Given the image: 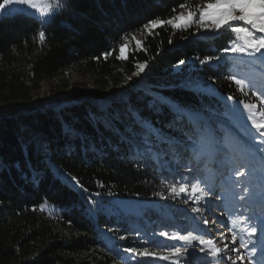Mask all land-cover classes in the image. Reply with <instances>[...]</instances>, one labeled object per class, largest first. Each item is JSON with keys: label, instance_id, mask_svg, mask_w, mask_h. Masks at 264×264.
<instances>
[{"label": "trees", "instance_id": "trees-1", "mask_svg": "<svg viewBox=\"0 0 264 264\" xmlns=\"http://www.w3.org/2000/svg\"><path fill=\"white\" fill-rule=\"evenodd\" d=\"M205 2L59 0L58 12L43 24L31 15L0 12V104L5 109L33 104L42 82L68 71L109 89L125 84L138 65L147 67L146 86L122 100L36 110L18 118L24 131L16 120L0 119V264H120L106 247L104 232L127 237L134 219L119 210L91 212L72 184L91 200L101 194L119 201H150L174 175L158 158L179 155L201 169L199 159L176 137L180 131L195 133L183 113H223L218 98L192 90L202 78L214 80L224 97L244 100L221 65L192 69L225 51L230 39L204 40L192 28H152L150 22L187 9L198 18V6ZM121 44L128 46L127 59L118 58ZM200 129L209 130L205 125ZM123 136L139 146L146 140L156 143L155 153L136 155V145ZM143 209L140 220L148 230L182 231L186 226L179 208L169 207L167 216L162 209Z\"/></svg>", "mask_w": 264, "mask_h": 264}, {"label": "rangeland", "instance_id": "rangeland-1", "mask_svg": "<svg viewBox=\"0 0 264 264\" xmlns=\"http://www.w3.org/2000/svg\"><path fill=\"white\" fill-rule=\"evenodd\" d=\"M48 2L55 6L59 0H48ZM30 11L36 12L35 9ZM1 15L8 14L1 12ZM196 17L194 20L199 19ZM233 23L242 24V22ZM189 28L195 30L196 37L204 40L226 35L230 39L228 49L233 46L246 47L243 39H237L235 34L223 29L215 31L211 26L201 28L195 22ZM262 35L264 34L254 33L252 39ZM134 40L140 41L141 46L138 37ZM128 50L127 48L126 53ZM191 64L195 65L196 62L192 60ZM218 65L223 67L225 77L233 82L244 100L239 102L224 97L212 79L202 78L192 87L194 92L213 96L223 103L221 115L214 112L195 114L201 119L202 124L194 125V136L183 131L177 133V142L184 147V150H189L195 159H199L201 166L199 171L195 169L196 163L189 158L183 159L179 155H170L167 159L158 158L157 163L161 167L168 168V172L174 175L163 181L161 191L150 201L135 199L119 201L111 195L101 194L93 195L94 200H91L89 194L81 190L91 212L94 213L97 209L119 210L134 219V227L130 229L127 237L117 239L113 233L104 232L107 238L106 247L120 264H232V261H235V264H253L250 256L258 250V242H261V233L264 232L261 230L264 227V137L259 135V132H264V128L258 130L255 127V124H264V49L254 52L248 48L243 54L222 51L217 53L215 58H211L210 62H200L198 67L194 66L192 69L199 70L203 66L218 68ZM146 69L145 66L143 71L138 70L125 84L109 89L98 88L91 78H83L68 71L55 79L42 82L31 105H15L14 108L5 109L0 104V119L4 116L9 118L13 116L24 131L25 128L19 123L17 114L28 115L36 110L81 102L104 104L122 100L129 92L146 86ZM232 76L243 80L244 84L237 85L230 78ZM139 124L157 133L148 123L139 120ZM203 124L209 129L208 132L201 131ZM123 139L136 145V155L155 153L156 143L146 140L139 146L131 137L123 136ZM168 143L170 147L174 145V141ZM41 153L46 152L41 151ZM241 172L244 175H240ZM197 182L204 191L209 192V195L201 198L199 203L195 201L203 194L197 192L191 195V185ZM174 183L177 186L188 184L189 194L171 193L170 187ZM143 206L162 209L165 216L169 207L179 208L184 214L183 222L186 226H183L182 231L176 228L169 231L161 229L159 233L148 230L141 223L142 219L140 220L144 213ZM193 208H198L199 211L192 212ZM144 218L147 219L148 215ZM205 220L208 221L207 224L204 223ZM253 226L256 227V233L249 235ZM187 232L214 241L215 246L222 249L220 257H213L209 252V246L199 244L198 240L186 245L183 241L160 235ZM233 232L237 236L235 244L231 240ZM225 243L228 245L226 251ZM173 245L180 249V255L170 250ZM234 248H238L239 251L234 252ZM127 249L133 251H126ZM145 252L148 255H144ZM241 256L243 260L240 259Z\"/></svg>", "mask_w": 264, "mask_h": 264}, {"label": "snow or ice", "instance_id": "snow-or-ice-1", "mask_svg": "<svg viewBox=\"0 0 264 264\" xmlns=\"http://www.w3.org/2000/svg\"><path fill=\"white\" fill-rule=\"evenodd\" d=\"M22 5H27L28 7H20ZM61 5L56 3L55 6L50 4L48 0H0V12L6 14H28L39 20L42 24L48 23L50 19L54 17L56 14V10L59 9ZM179 7L181 9H186V4H180ZM199 7V19L194 20L197 13L187 9L186 11H181L177 15L170 17L168 20H153L150 22L151 27H159L164 24L170 25L173 29H187L192 26L195 22L201 28H206L211 26L213 30L220 31L223 29L224 31L235 34L237 39H243L245 41L246 47L233 46L230 49L226 48L225 51H231L233 53L243 54L247 51L248 48H251L254 52H260L264 49V35L259 36L255 39H252L254 33L264 34V0H206L204 5ZM35 9L36 12L33 13L30 10ZM175 11V9H173ZM233 22H242V24H234ZM147 28L148 25H145ZM41 39L44 37V33H40ZM137 46H140V41H137ZM127 45L121 44L119 46V56L120 59H127ZM111 53L105 54V57ZM211 57L206 58L203 62H210ZM139 71H143L145 65L137 66ZM235 81L237 85H243L244 81L240 79H236L235 76L230 77ZM183 115L187 116L189 122L193 125L198 123L195 114L192 113H183ZM255 124V122H254ZM255 127L259 130L264 128V124H255ZM259 135L264 137V132H259ZM240 175H244L243 172ZM170 192L179 195L180 193L189 194V185L188 184H173L170 187ZM197 192L202 193V197L197 198L195 201L199 203V200L203 197H207L209 192L204 191V189L200 186L199 182L193 183L191 185V195H195ZM187 202V200L185 201ZM198 208H193L192 212H198ZM205 224L208 223L207 220L204 221ZM264 231V227L261 229ZM256 233V227L253 226L249 235H253ZM160 235L172 239L183 241L186 245H190L192 241L198 240L199 244L209 246V252L213 257H220L222 249L215 246L214 241L205 240L192 232H187L186 234H173L169 235L168 233H161ZM232 243L235 244L237 240L236 233H232L231 237ZM228 248L227 243L224 245V250L226 251ZM176 255H180V249L175 245L170 249ZM203 250V249H201ZM126 251H133L132 249H127ZM234 252H238V248L233 249ZM144 255H148L147 252L143 253ZM164 259H168V257H163ZM225 259H229V257H223ZM243 260V256L240 257ZM232 264H235V261H232Z\"/></svg>", "mask_w": 264, "mask_h": 264}, {"label": "bare ground", "instance_id": "bare-ground-1", "mask_svg": "<svg viewBox=\"0 0 264 264\" xmlns=\"http://www.w3.org/2000/svg\"><path fill=\"white\" fill-rule=\"evenodd\" d=\"M263 245L261 246V250L255 251L253 255L250 256L253 264H261L264 263V240L262 241Z\"/></svg>", "mask_w": 264, "mask_h": 264}, {"label": "water", "instance_id": "water-1", "mask_svg": "<svg viewBox=\"0 0 264 264\" xmlns=\"http://www.w3.org/2000/svg\"><path fill=\"white\" fill-rule=\"evenodd\" d=\"M16 116H17V118H19V117H23V116H26V115L17 114ZM3 118H9V116H4ZM11 119H13V116L11 117Z\"/></svg>", "mask_w": 264, "mask_h": 264}]
</instances>
